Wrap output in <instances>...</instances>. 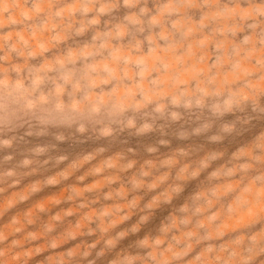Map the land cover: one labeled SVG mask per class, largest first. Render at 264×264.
<instances>
[{
    "label": "clouds",
    "instance_id": "obj_1",
    "mask_svg": "<svg viewBox=\"0 0 264 264\" xmlns=\"http://www.w3.org/2000/svg\"><path fill=\"white\" fill-rule=\"evenodd\" d=\"M0 264H264V0H0Z\"/></svg>",
    "mask_w": 264,
    "mask_h": 264
}]
</instances>
